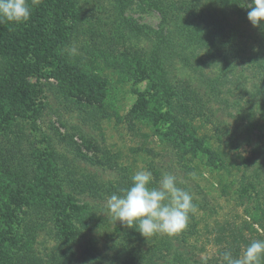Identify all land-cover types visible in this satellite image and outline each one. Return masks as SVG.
<instances>
[{
	"label": "rangeland",
	"instance_id": "rangeland-1",
	"mask_svg": "<svg viewBox=\"0 0 264 264\" xmlns=\"http://www.w3.org/2000/svg\"><path fill=\"white\" fill-rule=\"evenodd\" d=\"M159 1L164 3L163 13L154 5ZM197 3L76 0V18L68 21L74 27L71 45L65 52L86 68L93 91L70 93L69 98L59 91L57 80L32 77L39 80L46 105L40 115L20 117L19 123L24 136L37 141L44 158L50 141L66 157L68 168L95 176L101 185L114 182L119 187L123 179L130 187L131 175L141 169L152 172V186L163 172L176 175L178 186L193 195L197 206L177 234L191 235L188 248L206 261L220 254L219 246H226L223 235L243 248L264 240V113L259 110L264 104L259 98L264 94V26H252L248 9L242 7L244 0H237L236 6L232 0ZM163 14L169 18L164 34L170 49L164 66L171 83V110L195 137L187 150L174 140L172 121L161 117L170 106L160 99L159 69L153 61L158 56L153 53L159 47L154 31L160 29ZM124 16L152 30V37L130 33ZM194 26L207 29L215 45H202L191 33ZM1 47L0 64L7 66L4 63L11 57ZM253 116L255 124H251ZM196 139L203 145L196 146ZM76 148L86 160L77 157ZM34 176L9 187L12 196L4 206L11 210L16 240L8 248L9 258L1 262L27 264L39 259L53 264L65 257L69 264H113L114 246L122 247L125 238L115 226L122 227L121 223L106 215L107 198L77 197L78 206L64 212L57 197L63 187L73 190V186ZM86 210L97 218L88 219L89 227L81 230ZM233 232L242 235L233 238ZM216 235L221 243L213 241Z\"/></svg>",
	"mask_w": 264,
	"mask_h": 264
},
{
	"label": "trees",
	"instance_id": "trees-1",
	"mask_svg": "<svg viewBox=\"0 0 264 264\" xmlns=\"http://www.w3.org/2000/svg\"><path fill=\"white\" fill-rule=\"evenodd\" d=\"M193 1L198 4V0ZM29 4L31 5V0H29ZM163 4V1H159V5H154L159 7L163 13ZM236 4L237 0H232V5L236 6ZM75 5L76 0H38L36 5H32V13L27 22L19 24L8 21L0 22V45L3 47V53L12 58L4 63L7 66L0 64V264H4L1 261L9 258L8 248L12 246L13 240H16V233L14 232L16 229H14L10 219L11 210L4 206L9 205L7 199L12 196V190L9 188L11 185L20 186L26 179L34 178L36 174L44 176L50 184L59 185L61 182L63 185L69 183L73 186V190H66L63 187V189L61 188L62 191L59 192V196H62L66 201L59 196L57 197V204L59 203L64 212L65 210H72L74 206L77 207L78 198L81 200V197L90 195L93 199L102 201L108 198L106 195L111 196L114 193L121 195V190L128 188L125 183H122L123 179L119 180V187L114 182L101 185L95 176L91 178L88 174L85 177V175L79 174L75 167L68 168L66 157L58 154L50 141L49 153L47 158H44L46 156L41 147L37 145V141L31 135L24 136L23 126L19 123L20 117L27 119L40 115L41 108L46 105L42 97V86H40L39 80L37 82L32 81V77L57 80L59 91L65 93L66 97L69 98L87 90L93 91V87L90 89V86L94 83L86 68L79 62L71 61L65 52V49L71 45L70 36L74 27L68 21L70 18L73 20L76 18ZM168 19L163 14L160 29L154 31V34L159 38V47L153 53L158 57L154 58L153 61L159 69L160 99L169 103L170 106L164 113L165 115L161 117H165L166 121H172V127L175 128L176 132L174 140L187 150L192 146L191 140L195 137L186 130L185 120L176 118V113L171 110L174 104L169 102L168 97L171 92V83L169 72L164 66V61L169 57L166 50L170 49V45L168 46L170 41L164 34ZM178 19L179 21L184 20V18ZM123 22L125 28L137 37L142 35L152 37L150 35L152 30L144 25L125 16ZM191 33L201 39L202 45L214 46L216 43L213 38L209 37L208 30L202 26H194ZM94 93L99 92L94 90ZM261 96L259 98H262L261 101L264 102V94ZM263 105H259V110L264 113ZM254 120L255 117L253 116L251 124H255ZM63 139L67 140V138ZM71 140L73 141V137ZM194 141L197 142L196 146L203 145L199 139ZM24 143H27L28 146H25ZM76 152L77 157L86 160L87 157L79 149L76 148ZM90 159L88 157L87 160ZM6 188H8L9 193H3L2 190ZM105 192L109 193L106 194ZM83 214L80 220L83 223L81 230L89 227L87 225L88 219L95 220L97 218L91 210H86ZM70 222L68 221V223ZM115 226L119 231H122L119 233L124 235L125 240L123 242L133 245L127 246L122 242V247H118L116 244L114 246L116 257L113 264H221L224 251L230 250L234 256H239L243 248L240 244L225 240L224 237L226 236L223 235L226 246H219L220 254L217 257L206 258L207 260L204 261L200 255L188 248L187 242H190L191 235L187 236L185 232L181 236L184 238L181 242L178 234L179 237L176 241L173 235L168 236L166 234H154L146 239L136 229L134 230L137 233L132 234L124 225L120 227L116 224ZM240 235H242L240 232H233L232 234L233 238H239ZM213 241L216 244L217 242L221 243V237L216 235ZM67 260L68 258L61 257L57 260L54 259L53 264H69ZM27 264L43 263L39 259H34Z\"/></svg>",
	"mask_w": 264,
	"mask_h": 264
},
{
	"label": "clouds",
	"instance_id": "clouds-1",
	"mask_svg": "<svg viewBox=\"0 0 264 264\" xmlns=\"http://www.w3.org/2000/svg\"><path fill=\"white\" fill-rule=\"evenodd\" d=\"M38 0H0V22L24 23L30 19L32 5ZM247 18L253 27L264 26V0H244ZM131 186L112 194L106 201V215L127 228L136 229L143 237L154 234L175 235L195 213L193 195L178 186L176 175L163 172L156 186L151 171L141 169L131 177ZM264 260V240H254L242 248L239 256L230 250L222 253L221 264H261Z\"/></svg>",
	"mask_w": 264,
	"mask_h": 264
}]
</instances>
